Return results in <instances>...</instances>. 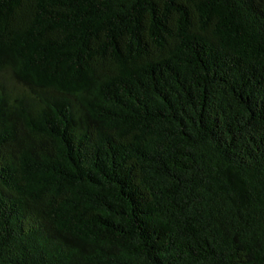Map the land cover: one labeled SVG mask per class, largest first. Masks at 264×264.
Listing matches in <instances>:
<instances>
[{"label": "trees", "instance_id": "16d2710c", "mask_svg": "<svg viewBox=\"0 0 264 264\" xmlns=\"http://www.w3.org/2000/svg\"><path fill=\"white\" fill-rule=\"evenodd\" d=\"M0 264H264V0H0Z\"/></svg>", "mask_w": 264, "mask_h": 264}]
</instances>
